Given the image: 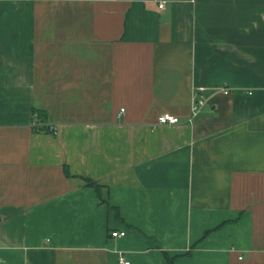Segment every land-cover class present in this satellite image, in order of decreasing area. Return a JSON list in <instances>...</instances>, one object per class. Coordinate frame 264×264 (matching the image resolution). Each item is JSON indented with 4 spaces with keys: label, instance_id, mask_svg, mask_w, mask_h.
<instances>
[{
    "label": "crops",
    "instance_id": "0c3cea01",
    "mask_svg": "<svg viewBox=\"0 0 264 264\" xmlns=\"http://www.w3.org/2000/svg\"><path fill=\"white\" fill-rule=\"evenodd\" d=\"M120 256L264 264V0H0V264Z\"/></svg>",
    "mask_w": 264,
    "mask_h": 264
},
{
    "label": "built area",
    "instance_id": "2783aa9c",
    "mask_svg": "<svg viewBox=\"0 0 264 264\" xmlns=\"http://www.w3.org/2000/svg\"><path fill=\"white\" fill-rule=\"evenodd\" d=\"M158 8L160 10H162L164 8V2L163 1H159L158 3ZM223 93L225 94L226 91L224 90ZM205 105V101L204 100H195L192 104V117L196 116L199 112V110ZM179 123L178 118L169 115V114H162L160 116L157 117L156 122L154 127L157 126H163V125H176ZM111 238H123L125 237V232H113L111 233ZM119 264H130L128 261H126L123 256H120L119 258Z\"/></svg>",
    "mask_w": 264,
    "mask_h": 264
},
{
    "label": "trees",
    "instance_id": "16d2710c",
    "mask_svg": "<svg viewBox=\"0 0 264 264\" xmlns=\"http://www.w3.org/2000/svg\"><path fill=\"white\" fill-rule=\"evenodd\" d=\"M87 185L90 186V187H93V188H95L97 190V187H96V185L93 182L87 181ZM166 260H167L168 264H172V260H170L167 257H166Z\"/></svg>",
    "mask_w": 264,
    "mask_h": 264
}]
</instances>
